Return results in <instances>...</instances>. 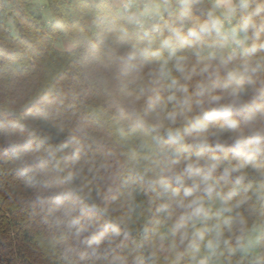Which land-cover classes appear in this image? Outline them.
<instances>
[{"label": "clouds", "instance_id": "clouds-1", "mask_svg": "<svg viewBox=\"0 0 264 264\" xmlns=\"http://www.w3.org/2000/svg\"><path fill=\"white\" fill-rule=\"evenodd\" d=\"M33 7L0 169L43 264H264V0Z\"/></svg>", "mask_w": 264, "mask_h": 264}, {"label": "trees", "instance_id": "trees-1", "mask_svg": "<svg viewBox=\"0 0 264 264\" xmlns=\"http://www.w3.org/2000/svg\"><path fill=\"white\" fill-rule=\"evenodd\" d=\"M60 6L72 5L73 0H56ZM56 11V9H53ZM55 23L45 27L42 14L33 7L32 0H0V76L12 63L28 70L24 63L28 56H40L47 36ZM14 31H6V29ZM25 72H18L17 79L28 78ZM14 174L0 169V264H43L37 254L36 232L28 213L10 194L9 185Z\"/></svg>", "mask_w": 264, "mask_h": 264}, {"label": "rangeland", "instance_id": "rangeland-1", "mask_svg": "<svg viewBox=\"0 0 264 264\" xmlns=\"http://www.w3.org/2000/svg\"><path fill=\"white\" fill-rule=\"evenodd\" d=\"M32 2H33V5H34V4L37 3V0H32ZM34 9L37 10V11H40L38 8H34Z\"/></svg>", "mask_w": 264, "mask_h": 264}]
</instances>
